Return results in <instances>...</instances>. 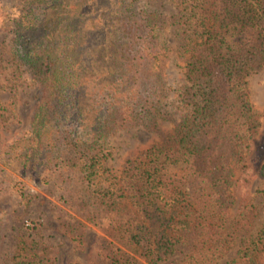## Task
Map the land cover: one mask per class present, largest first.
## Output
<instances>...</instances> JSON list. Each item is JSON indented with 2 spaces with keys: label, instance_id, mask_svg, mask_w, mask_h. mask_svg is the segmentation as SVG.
<instances>
[{
  "label": "trees",
  "instance_id": "1",
  "mask_svg": "<svg viewBox=\"0 0 264 264\" xmlns=\"http://www.w3.org/2000/svg\"><path fill=\"white\" fill-rule=\"evenodd\" d=\"M19 2L10 24L13 77H28L38 93L29 129L9 149L21 169L48 172L63 183L76 175L107 207L108 254L94 264H140L136 253L145 264L165 261L196 225L195 205L164 173L165 162L194 158L217 217L235 204L233 189L250 180L247 136L258 133L264 108L253 107L248 78L264 65V0H175L171 17L158 8L138 9L140 0ZM112 6L113 18L100 21L98 12ZM172 25L183 33L182 112L160 141L116 174L107 165L111 137L132 128L158 132L161 121L173 120L167 108ZM72 109L89 129L84 135L65 121ZM18 191L28 202L26 183ZM63 191L66 207L78 212L76 198ZM60 217L65 233L83 244L86 221L72 211ZM1 239L0 233V249ZM263 251L264 226L225 264H256ZM44 252L38 238L21 236L11 264H42Z\"/></svg>",
  "mask_w": 264,
  "mask_h": 264
},
{
  "label": "rangeland",
  "instance_id": "2",
  "mask_svg": "<svg viewBox=\"0 0 264 264\" xmlns=\"http://www.w3.org/2000/svg\"><path fill=\"white\" fill-rule=\"evenodd\" d=\"M2 1L4 2L2 10L0 9V233L2 236L0 264H11L12 257L16 253L17 240L21 236L27 240L38 238L39 244L45 250V254L42 253L44 257L42 264H94L99 258L108 254L103 243L104 239H109L107 234L110 231L107 207L93 199L89 189L76 175H72L67 183H63L62 178L49 177L48 172L42 175L21 169L9 149L8 145L26 134L29 129L36 106L38 87L26 76L20 79L13 77L11 41L14 34L10 24L20 12V2L19 0ZM176 6L175 0H140L138 3V9L158 8L169 17L177 14ZM115 8L116 6L102 9L96 16H100V21L101 17L104 21H109L111 17L113 18L111 10ZM77 12L73 10L69 17H73ZM98 26H101V23H98ZM167 36L173 48L167 69L168 85L171 87L167 108L173 120L161 121L158 132L132 128L111 137L109 144L111 157L107 165L116 174L122 171L127 159L135 157L160 141L161 136L173 128L175 119L179 118L182 112L179 92L184 82V61L179 51L183 33L181 28L172 25L167 28ZM64 68L68 67L64 66ZM68 71L69 68L67 73ZM248 80L251 103L255 109L262 111L264 65ZM73 111L74 109L70 111L72 116H68L65 121L68 125L74 126L79 135H84L89 129L84 128V121ZM260 120L258 133L247 136L249 148L245 151L244 162L251 168L250 180L247 184L241 183L233 189L235 204L228 213L220 217H217L211 209V187L207 179L197 170L193 157L178 164L164 163V173L171 176L193 201L196 209L194 214L196 225L192 231L186 233L176 253L159 264H225L237 256L238 249L248 237L257 234L263 228L264 116ZM23 183H26L29 190L28 202L21 198L18 191L19 184ZM61 186L66 187L67 193L78 201L77 206L80 207L77 209L78 212L66 207ZM66 211L78 213V216L86 221L88 229L83 244L72 240L62 229L60 216ZM136 256L140 264H145L143 257L138 253ZM257 261L256 264H264V251L259 253Z\"/></svg>",
  "mask_w": 264,
  "mask_h": 264
}]
</instances>
